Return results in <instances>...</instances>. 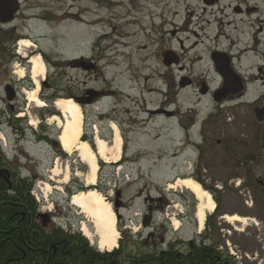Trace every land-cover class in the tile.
I'll use <instances>...</instances> for the list:
<instances>
[{"label":"rangeland","instance_id":"1","mask_svg":"<svg viewBox=\"0 0 264 264\" xmlns=\"http://www.w3.org/2000/svg\"><path fill=\"white\" fill-rule=\"evenodd\" d=\"M19 1L21 9L15 22L0 27V32L12 31L13 40H17L13 47L16 56L18 42L30 40L36 46L28 51L26 57L21 54L20 61H13V70L17 72L14 81L26 82L33 89L23 86L21 90L24 92V100L12 104L15 109L13 111L7 100H0V152L7 150L12 163L18 159L15 157L17 153L21 163L18 166H24L25 173L27 171L30 175L36 173L34 166L40 163L41 176L44 177L38 180L35 194L43 211L56 214L58 225L71 228L84 236L81 230L85 223L91 229L90 221L71 204V198L80 189L87 191L97 188L102 193L101 188H106V185L107 198H112L116 189L120 188L124 192L125 201H131L132 208L130 211H122L129 230L123 229L121 221L117 222L120 238L116 249H119V242L126 239L120 226L124 232H130L129 236L133 240L139 242L150 232L149 227L141 224L145 209L143 200L162 195L171 207L165 211L166 215L157 214L153 217L156 224H162L166 220L165 216L171 218L172 223L166 226L168 244H173L174 238L184 245L200 241L207 226L205 222L204 230L198 232V222L194 215L198 203L195 195L177 187V191L184 195L177 198L171 194L175 191L168 187L173 184L170 180L179 170V161L172 159L173 148L183 140L184 133L178 124H183L187 129L192 127L191 135L194 138L190 136L187 141L195 140L198 144L203 141L202 146H216L218 121L222 123L223 136L229 138L246 139L251 130L255 131V125L250 120L252 108L247 103L237 101L218 109L212 102L216 87L214 73L205 69L202 71L198 67L205 62H196V57L203 56L209 42L195 48L196 37L183 29L184 19L189 14L192 13L196 18L202 13L196 11L200 0ZM223 1L225 3L228 0ZM169 51L180 55L181 65L184 64L186 70L163 69L160 55ZM39 55L47 69L46 79L41 82L38 93L44 108L28 101V93L35 89L30 77L29 62ZM79 59L90 63L94 69H76L79 66L75 62ZM21 71H24L25 76L21 77ZM202 84L209 87L211 95L208 92L201 93L204 89ZM52 85H57L56 91ZM85 87L102 90L105 97L86 108L81 107L84 116L82 141L89 142L95 151L93 139L98 134L110 146L114 138L112 127L116 126L123 142L119 162L125 159L123 155L127 147L128 158L138 148H145L149 152L142 154L139 165L130 163L123 167L115 165L116 168H113V165L103 160L98 161L97 185L88 188L86 178L90 169L80 161L78 154H68L60 145L62 156L53 159L54 153L40 143L37 137L41 126H45L51 130V138L56 139L61 131L53 117H61V112L54 107V102L62 98L73 99V93L82 92ZM261 92L264 89L253 87L247 97L255 98ZM159 108L173 113L172 119L159 116ZM149 111L157 113L151 116L147 113ZM18 118L23 122L20 127H15ZM32 121L35 122L33 126ZM121 129L128 138L130 132L135 133L128 145ZM218 150L214 147V150L208 152L201 167L202 188L207 192V188H214L220 193L219 209L207 216V219H211L208 224L220 230L219 245L228 255L241 264H264V211L261 212L260 208L255 211L250 205L252 197L258 194L255 190L264 187L258 186L255 180L252 184L244 181L248 174H253L257 180L264 182V159L249 170L241 167L235 159L223 162ZM261 153L264 158V148L258 155ZM113 155L114 152L110 157ZM56 167L60 174L50 181V171ZM67 173L70 179L63 184ZM46 184L51 186V191H45ZM260 193L264 197V191ZM226 214L239 215L248 220L246 224H230L223 220ZM175 219L181 223L178 230L173 226ZM92 241L89 240L91 245L101 251L98 239Z\"/></svg>","mask_w":264,"mask_h":264},{"label":"flooded vegetation","instance_id":"2","mask_svg":"<svg viewBox=\"0 0 264 264\" xmlns=\"http://www.w3.org/2000/svg\"><path fill=\"white\" fill-rule=\"evenodd\" d=\"M197 10H200L202 13H199L196 18L193 17L192 13L189 14L188 18L184 19L185 25L183 26V29L194 38L196 37L197 41L194 43L195 48L198 45H204L206 41L209 42L208 48L203 56L196 57V62H205V64L198 67L201 68L202 71L205 69L207 72L214 73L216 87L213 92L212 102L217 105L218 109L228 103H234L237 101H244L247 103L252 108V113L250 112V120H252L255 125V131L252 132L251 130L246 139L229 138L228 136H223V130H221L222 123L218 121L216 146L213 144L202 146L203 141H200V144L195 142V140H191L190 142L187 141V139H190V136H192V127L187 129L183 124H178V128L184 134L183 140L176 144L172 150V159L179 161V170H177L176 175L170 180V182H174L178 178H192L201 182L203 177L201 173L203 161L206 159L207 153L214 150V147L221 152L222 157L220 156V159L223 162L227 159H232V161L235 159L244 169L246 168L250 170L254 164L261 163L264 159L263 153L258 155V152H261L264 148V92H261V94L259 93L252 99L251 97H247L253 87L264 89V0H228L225 3L223 0H200L196 8V11ZM0 27L6 26L0 23ZM13 47L14 41L12 31L0 32V100H7L10 104L11 111L15 110L13 109L14 107L11 106L12 104L21 103L20 100H24V92L22 93L21 90L23 86L27 89H31L29 85H26V82L20 83L14 81L17 72L13 70V61H20V58L15 55ZM160 56L162 57L161 64H163V66H161L163 69L167 71L174 68H178L180 71L186 70V66L184 64L181 65V57L179 54L169 51L163 52ZM183 58L186 59L185 57ZM189 63H191V60ZM202 86V88H209L206 84H202ZM239 87L241 88L240 92L236 94L228 93ZM90 89L91 88L85 87L82 92L73 93L72 97L75 98L83 108H86L88 105H93L99 101V98L105 97L103 96L104 93L102 90L99 91L100 95L97 96L95 92L88 93ZM207 92L208 95H211L212 93L209 89ZM216 95L221 101L215 99ZM10 98H13L12 101ZM256 109L259 110L258 113H256ZM157 111H161V113L157 114H160L159 116L164 118L172 119L173 117V113L167 112L165 109L159 108ZM147 113L151 116L156 115V113H152V111ZM111 117L113 118V116ZM103 118H105V116ZM1 119L0 113V121ZM15 122V127H20L23 120L18 118ZM50 133L51 130L49 128L41 126L40 134H38L37 137L40 143H43L51 149L54 153L53 159H55L62 156L58 139L59 134L56 136V139H52ZM130 133V138L125 137V132L121 129V134L126 141V145H128L135 137L134 132ZM190 144L194 147L192 151L189 150ZM188 150L191 153H189ZM134 151L135 154L128 158L127 147L126 154L124 153L123 155L125 156L124 160L114 163L106 162V164L113 165V168H116L115 165L123 167V165L130 163L133 165H139L140 157L143 156V153L148 152V150L145 148H138ZM227 152L229 154H226ZM18 159L14 160L16 162L12 163L9 161V157L5 155V150L0 152V184H7V188L10 190L21 185L22 182L20 181L24 180L33 185L30 195L35 201H37L34 197V187L38 180H42L44 177L41 176L42 172L40 171V163H36L34 166L36 173H31L30 175L27 171L25 173L24 166H18V164H21ZM189 167L193 168V170ZM80 168L83 170V167ZM53 170L50 171V175ZM50 177L49 180L51 181L52 179H50ZM254 180L258 186L264 187V185L260 183L261 180H257L256 177H253V174H248V177L244 181L245 183L252 184ZM101 190L106 196V199L110 203H113L115 212L120 218L119 221H121V225L124 226V228L120 226V231L123 232L124 238H126L130 232H124L123 229L129 230L130 227H127L125 224L127 221L122 215V211L131 210V201L129 203L125 201L124 192L120 188L116 189L115 195L112 198H107V185L106 188H101ZM171 194L175 195L177 198H182L184 196L180 191L178 194L177 190L171 192ZM70 195H72V193ZM143 202L145 204V209L143 213L144 215L142 214L141 217V224L145 227H149L151 230L145 237H142L140 242H138L148 246L154 254L164 252L172 246L186 249L189 243L184 245L176 238L173 239V244H168V241L166 240L168 228L166 226H169V222L171 224V218H168L169 216H165L166 220H163L162 224H156L154 221L153 216L157 214L166 215L165 211L167 208L171 207L170 202H168L162 195L159 198H144ZM37 204L39 207L35 212L31 210V206L29 207L28 205H25L22 208L24 210L15 215V218L21 216L18 222L11 227L9 224L10 221L8 220L5 227L11 228L12 230H18L21 233H23V229H33L37 231L39 229L50 231L57 227L70 229L58 225L55 219L57 217L56 214L43 211L41 208V202H37ZM117 204L119 205V208H116ZM5 205L15 206L16 204L5 203ZM250 205L255 211L258 208L262 210L261 212L264 211V201L258 205L257 195L252 197ZM27 209H29V214L26 213ZM258 217L262 216L258 215ZM11 229L8 234L12 232ZM21 236L23 237L22 234ZM8 240L9 237H6L3 242L6 243ZM19 260L20 258H10L5 261L0 259V264H13V262H18Z\"/></svg>","mask_w":264,"mask_h":264},{"label":"trees","instance_id":"3","mask_svg":"<svg viewBox=\"0 0 264 264\" xmlns=\"http://www.w3.org/2000/svg\"><path fill=\"white\" fill-rule=\"evenodd\" d=\"M13 41L15 43L16 40ZM51 87L56 91L57 85ZM54 97L55 95L51 99ZM20 182L21 185L10 190L7 184H0V259L2 261L20 258L13 264H241L220 247V237H218L220 230L215 226L211 228L208 224L211 220L209 218L205 224L207 226L205 234L200 241L189 243L186 249L172 246L158 254H154L148 246L133 240L129 235L119 242V249L102 252L93 247L80 232L77 233L71 228L57 227L50 231L23 229V233L6 228L8 220L11 227L18 222L21 216L15 218V215L24 210L22 208L25 205L31 206L33 212L39 207L30 195L33 185L24 180ZM258 189L255 190L258 194L264 191V188ZM207 190L217 202L216 211H218L219 191L214 188ZM258 196H260L258 197V205H260L264 197L261 193ZM5 203L18 206H9ZM26 213L29 214V209ZM10 229L12 232L8 234ZM6 237H9V240L5 243L3 240Z\"/></svg>","mask_w":264,"mask_h":264},{"label":"bare ground","instance_id":"4","mask_svg":"<svg viewBox=\"0 0 264 264\" xmlns=\"http://www.w3.org/2000/svg\"><path fill=\"white\" fill-rule=\"evenodd\" d=\"M19 53L24 57L27 56L29 50L36 48V46L30 40H24L21 42ZM29 64L31 65V79L35 84V89L28 93V101L36 104L37 107H44V103L39 100L38 93L41 89V82L46 79L47 69L42 57H33ZM21 77L25 75L24 71L20 72ZM158 91V90H156ZM54 107L61 112V117H53V121L56 122L60 129L59 142L63 150L68 153L75 155L78 154L80 161L88 166L89 175L86 178V186L94 187L97 184V176L99 170L98 161L103 160L104 162H119L122 158V138L119 135V130L116 126L112 127L114 132L113 142L109 146L108 141L100 138L98 134L93 139L95 151L91 144L87 141H82L84 133V116L80 106L72 99H59L54 104ZM31 125H35L32 121ZM114 152L115 155L110 157ZM112 159V160H111ZM60 174L59 168H55L51 172L50 179L55 180ZM70 179L69 173L66 174L63 184H66ZM173 184L168 187L172 190H177V187L191 191L195 195L198 203L196 208L195 218L198 222V232L201 233L204 230V224L207 216L211 215L216 210V202L213 200L212 195L204 190L202 186L194 181L193 179H176ZM175 183V184H174ZM62 184V183H60ZM49 184L45 185V191H51ZM71 204L76 207L85 219L89 222L91 229L87 223L84 224L83 234L90 241L98 239L99 248L108 252L114 251L118 246V240L120 238L119 231L117 230V216L113 211L110 203L106 197L99 192L96 188L89 189L84 192H77L71 198ZM223 220L227 223H244L246 224V218L239 215H224ZM176 230L181 226V223L175 219L174 225ZM94 242V241H92Z\"/></svg>","mask_w":264,"mask_h":264},{"label":"water","instance_id":"5","mask_svg":"<svg viewBox=\"0 0 264 264\" xmlns=\"http://www.w3.org/2000/svg\"><path fill=\"white\" fill-rule=\"evenodd\" d=\"M20 10V2L19 0H0V23L1 24H9L11 22H13L15 20L16 14H18ZM81 66H83L84 69L86 70H90L93 68L92 65H85V64H81ZM208 90L206 88H204L201 93L205 94ZM241 91V88H237L236 90H233L232 92H228L231 94H236L238 92ZM97 95H99V93H97ZM13 98H10V100L12 101ZM215 99L217 101H221L217 98V95L215 96ZM259 110L256 109V113H258ZM261 183L263 184L264 182L261 181ZM119 205H116V208H118Z\"/></svg>","mask_w":264,"mask_h":264}]
</instances>
